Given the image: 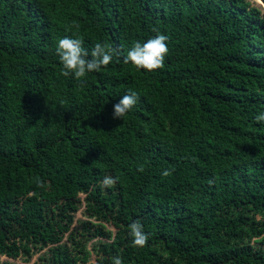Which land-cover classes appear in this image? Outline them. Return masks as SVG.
<instances>
[{
  "label": "trees",
  "instance_id": "obj_1",
  "mask_svg": "<svg viewBox=\"0 0 264 264\" xmlns=\"http://www.w3.org/2000/svg\"><path fill=\"white\" fill-rule=\"evenodd\" d=\"M259 1L0 0V264H264ZM158 33L162 69L124 63ZM65 36L117 55L78 82Z\"/></svg>",
  "mask_w": 264,
  "mask_h": 264
},
{
  "label": "clouds",
  "instance_id": "obj_2",
  "mask_svg": "<svg viewBox=\"0 0 264 264\" xmlns=\"http://www.w3.org/2000/svg\"><path fill=\"white\" fill-rule=\"evenodd\" d=\"M168 40V36L158 33L146 42H135L131 49L127 51L124 63H131L135 68L149 72L162 69L165 65V58L169 53ZM57 54L63 65L62 74L64 76L74 74L75 79L83 83L88 73L98 72L102 66H108L113 61L114 56L117 55V52L108 43L98 42L94 45L91 53H89L83 47L82 39L65 36L58 41ZM139 99V94L130 90L113 106V118L123 120L137 105ZM256 120L257 122H264V113L258 114ZM138 171L143 172L144 167L140 166ZM162 175L164 177L171 175V170H164ZM117 182L118 177L105 176L102 186L112 187ZM37 186L44 188L45 184L37 179ZM130 235L133 238V247L143 248L149 240V235L145 233L139 220L130 225ZM112 264H123V261L118 256L113 257Z\"/></svg>",
  "mask_w": 264,
  "mask_h": 264
},
{
  "label": "rangeland",
  "instance_id": "obj_3",
  "mask_svg": "<svg viewBox=\"0 0 264 264\" xmlns=\"http://www.w3.org/2000/svg\"><path fill=\"white\" fill-rule=\"evenodd\" d=\"M259 1V0H258ZM260 2V1H259ZM82 217V214L81 212H79V214L77 215V219H80ZM6 259V258H4ZM37 259V256L34 257V259H32V261H30L28 264H33L35 262V260ZM12 262H15V263H23L21 259H17V260H12ZM95 263V262H94Z\"/></svg>",
  "mask_w": 264,
  "mask_h": 264
}]
</instances>
